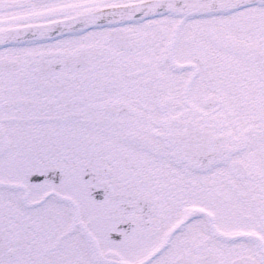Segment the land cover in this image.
<instances>
[{
	"label": "snow or ice",
	"instance_id": "obj_1",
	"mask_svg": "<svg viewBox=\"0 0 264 264\" xmlns=\"http://www.w3.org/2000/svg\"><path fill=\"white\" fill-rule=\"evenodd\" d=\"M0 264H264V0H0Z\"/></svg>",
	"mask_w": 264,
	"mask_h": 264
}]
</instances>
